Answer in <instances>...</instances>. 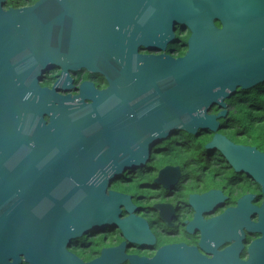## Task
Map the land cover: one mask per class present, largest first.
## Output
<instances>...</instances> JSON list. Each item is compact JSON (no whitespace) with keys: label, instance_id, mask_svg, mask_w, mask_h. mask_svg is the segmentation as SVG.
I'll return each instance as SVG.
<instances>
[{"label":"water","instance_id":"water-1","mask_svg":"<svg viewBox=\"0 0 264 264\" xmlns=\"http://www.w3.org/2000/svg\"><path fill=\"white\" fill-rule=\"evenodd\" d=\"M6 1L0 0V264L20 257L82 264L66 251L68 242L122 224L124 197L108 192L109 183L144 165L175 130L214 133L206 148L258 184L260 205L241 198L219 235L235 240L231 250L242 245L238 228L258 234L247 263L260 264L264 153L218 130L225 100L264 83V0H37L5 8ZM177 26L189 32L181 57L164 53ZM52 69L60 78L43 86ZM80 69L101 74L106 89L84 82L71 96L69 74ZM214 107L219 111L210 114ZM104 260L103 253L88 264Z\"/></svg>","mask_w":264,"mask_h":264},{"label":"flooded vegetation","instance_id":"flooded-vegetation-1","mask_svg":"<svg viewBox=\"0 0 264 264\" xmlns=\"http://www.w3.org/2000/svg\"><path fill=\"white\" fill-rule=\"evenodd\" d=\"M214 23L220 27L217 21ZM177 31L179 36L182 31L185 35L189 33L177 26L173 42ZM172 43L167 45L165 54L171 55L168 47ZM139 52L159 54L144 49ZM69 75L71 96L78 94L84 82L91 83L97 91L107 87L105 78L99 73L80 69ZM52 76L51 86L60 78V70ZM226 110V117L219 120L218 133L233 144L243 145L219 132L224 129L228 105ZM211 111L210 114H216ZM200 132L210 133L199 130L192 136ZM181 134L191 135L175 130L152 148L144 165L126 170L109 183L108 192L124 197L119 206L122 224H109L107 228L70 240L65 247L69 254L82 264L97 261L103 253L105 264H256L247 261L249 246L258 234L238 228L239 243L240 236H244L241 248L228 250L235 240H223L219 231L223 220L233 213L241 198L248 197L251 208L260 205L262 195L258 184L250 176L235 171L215 149L206 146L205 151L168 148L170 142L184 137ZM159 144L161 147L156 148ZM244 146L264 153L254 145ZM248 219L253 223L257 216L251 213ZM226 255L228 261L224 260ZM20 259L14 264H28L22 257ZM8 264L13 263L9 261ZM260 264H264V260Z\"/></svg>","mask_w":264,"mask_h":264},{"label":"trees","instance_id":"trees-1","mask_svg":"<svg viewBox=\"0 0 264 264\" xmlns=\"http://www.w3.org/2000/svg\"><path fill=\"white\" fill-rule=\"evenodd\" d=\"M37 0H7L5 8H20L29 6ZM189 34V33H188ZM187 34V35H188ZM179 36L176 32L175 41L169 45L168 51L173 57H181L186 51V41L188 36ZM52 71L41 79L43 86L50 87L53 76ZM240 92V93H239ZM239 90L238 96L232 95L225 100L228 105V116L224 121V129L219 131L226 135L233 142L243 145H254L264 152V83L250 90ZM218 109L214 107L212 113H217ZM184 137L168 144V148L189 149L193 151L206 150L205 146L212 140L213 133L200 132L196 136L181 134ZM179 142L176 146L175 143ZM161 147L160 144L156 148Z\"/></svg>","mask_w":264,"mask_h":264},{"label":"rangeland","instance_id":"rangeland-1","mask_svg":"<svg viewBox=\"0 0 264 264\" xmlns=\"http://www.w3.org/2000/svg\"><path fill=\"white\" fill-rule=\"evenodd\" d=\"M185 36V32L184 31H182L181 33H180V37H184ZM152 52H155V51H152ZM53 70V72L51 73V75H53V73H56L57 71H58V69H52ZM250 90V89H249ZM244 91H247V90H244ZM240 93V92H239ZM239 93H235L234 95H235V97L236 96H238V94ZM241 93H244L243 91H241ZM163 144H164V142H163ZM261 147H264V145H262Z\"/></svg>","mask_w":264,"mask_h":264}]
</instances>
